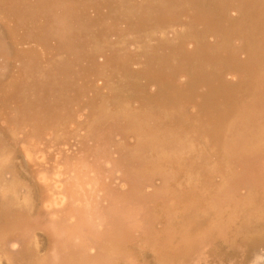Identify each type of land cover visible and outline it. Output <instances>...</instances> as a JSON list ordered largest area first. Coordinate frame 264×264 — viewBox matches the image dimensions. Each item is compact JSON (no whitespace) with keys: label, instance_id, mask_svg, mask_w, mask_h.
<instances>
[{"label":"bare ground","instance_id":"obj_1","mask_svg":"<svg viewBox=\"0 0 264 264\" xmlns=\"http://www.w3.org/2000/svg\"><path fill=\"white\" fill-rule=\"evenodd\" d=\"M0 264H264V0H0Z\"/></svg>","mask_w":264,"mask_h":264}]
</instances>
